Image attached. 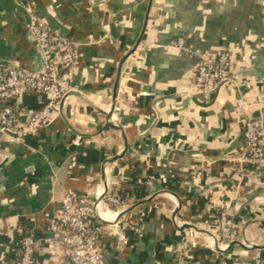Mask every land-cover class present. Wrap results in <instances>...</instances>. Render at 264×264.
I'll return each mask as SVG.
<instances>
[{
  "label": "crops",
  "instance_id": "crops-1",
  "mask_svg": "<svg viewBox=\"0 0 264 264\" xmlns=\"http://www.w3.org/2000/svg\"><path fill=\"white\" fill-rule=\"evenodd\" d=\"M30 11L78 57L51 119L0 140V264L28 234L37 264H70L47 230L68 190L122 201L98 207L105 264H264V173L244 138L245 120L264 115V0H0V60L34 71ZM223 49L235 82L196 86L200 56ZM22 99L24 119L45 102Z\"/></svg>",
  "mask_w": 264,
  "mask_h": 264
},
{
  "label": "built area",
  "instance_id": "built-area-1",
  "mask_svg": "<svg viewBox=\"0 0 264 264\" xmlns=\"http://www.w3.org/2000/svg\"><path fill=\"white\" fill-rule=\"evenodd\" d=\"M29 16L30 34L41 52L42 64L37 70L29 71L0 60V140L7 142L26 141L51 119L53 110L69 96V79L78 57V46L72 38L51 30L33 11ZM176 45L186 54L194 53L183 37L177 40ZM235 80L226 49L216 55L200 56L194 71L196 86L209 89L217 84L231 85ZM27 92L45 98V102L24 119L22 97ZM244 123L245 161L252 170L264 173V115L249 117ZM101 203L118 207L122 201L107 192L93 199L68 190L61 207L49 218L47 230L59 241L70 264H105L99 243L101 228L96 224ZM219 224L223 244L229 243L232 234L226 210L222 212ZM38 243L34 234L24 236L18 258L4 259L2 263L37 264ZM261 263V259L256 260V264Z\"/></svg>",
  "mask_w": 264,
  "mask_h": 264
},
{
  "label": "water",
  "instance_id": "water-1",
  "mask_svg": "<svg viewBox=\"0 0 264 264\" xmlns=\"http://www.w3.org/2000/svg\"><path fill=\"white\" fill-rule=\"evenodd\" d=\"M131 53H132V52L128 53V55H130ZM128 55H127V56H128ZM127 56H126V57H127ZM126 57L123 58V59L121 60V66H122L123 62L125 61ZM121 66H120V68H121ZM120 70H121V69H120ZM119 74H120V71H119ZM99 219H100V221H102V222H104V223H105V222H106V223L109 222V221H107L106 219H103V218H101V217H100Z\"/></svg>",
  "mask_w": 264,
  "mask_h": 264
},
{
  "label": "bare ground",
  "instance_id": "bare-ground-1",
  "mask_svg": "<svg viewBox=\"0 0 264 264\" xmlns=\"http://www.w3.org/2000/svg\"><path fill=\"white\" fill-rule=\"evenodd\" d=\"M116 214V213H115ZM102 215V214H101ZM109 215V214H108ZM107 214H104L103 216L107 219H110Z\"/></svg>",
  "mask_w": 264,
  "mask_h": 264
}]
</instances>
